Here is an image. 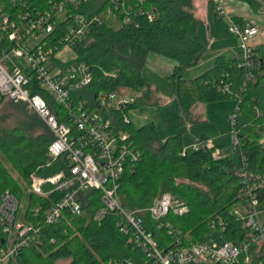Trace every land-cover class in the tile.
Here are the masks:
<instances>
[{"label": "trees", "instance_id": "obj_1", "mask_svg": "<svg viewBox=\"0 0 264 264\" xmlns=\"http://www.w3.org/2000/svg\"><path fill=\"white\" fill-rule=\"evenodd\" d=\"M42 1L29 0L31 4ZM110 1L81 2L77 11L93 15ZM146 1L147 9L155 10L153 19L141 15L137 17V24L117 28L106 23L94 24L74 46L76 59L88 64L93 74L92 83L78 92V97L94 107L102 92L121 88L141 91L134 102L115 107L113 111L114 124L129 134L142 153L135 167L127 169L120 180L119 199L124 208L148 207L166 185L189 205V213L183 216L171 213L167 217L184 237L192 241L207 239L211 232L210 219L223 215L226 220L224 238L239 244L245 239L246 229L242 227L243 220L233 214L234 207L247 201L251 194L264 200V185L260 183L264 182V146L261 142L264 134V42L251 53V68L246 66L243 56L221 54L211 67L189 76V70L196 67L209 50L206 43L196 38L200 21L193 12L192 0ZM18 3L15 7L12 0H0V6L10 10L19 9V0ZM150 54L176 62L168 77L174 87L182 125L199 101L237 100L232 126L238 138L234 152L217 155L208 145H202L199 150L188 149L184 153L183 132L163 140L154 121L136 127L131 120H125L129 109L159 102L155 89L143 74ZM6 101L23 104L24 113L27 115L30 111L31 118L32 115L39 116L35 111L25 109L27 105L23 102L5 99L0 104ZM29 126L27 130L22 126L0 129V201L2 193L10 190L21 202L30 201L27 211L31 212V206L41 200L28 191L31 174H54L60 170L61 163L47 166L49 145L54 140V133L47 123L34 121ZM86 195L81 214L65 210L55 224H47L42 217L30 215L40 229L39 237L10 264H104L111 259L126 258L134 260L135 264H144L142 252L130 246L127 236L121 232L117 213L110 212L101 219L96 217L102 205L101 192L90 190ZM143 216L163 243L171 242L165 228L159 229L148 213L144 212ZM1 234L0 228V238Z\"/></svg>", "mask_w": 264, "mask_h": 264}, {"label": "built area", "instance_id": "obj_2", "mask_svg": "<svg viewBox=\"0 0 264 264\" xmlns=\"http://www.w3.org/2000/svg\"><path fill=\"white\" fill-rule=\"evenodd\" d=\"M87 1L43 0L31 4L29 0H19L21 7L17 10L0 6V103L5 99L23 102L41 116L54 133L47 166L61 163L60 170L54 174L32 173L28 191L41 200L31 206V212L27 211L30 201L21 202L10 190L2 193L0 264H10L39 237L40 229L30 215L55 224L65 210L81 214L90 190L101 192L102 205L96 217L101 219L110 212L117 213L121 232L127 236L130 246L142 252L144 264H264V200H258L253 194L232 211L243 220L242 227L246 229L245 239L239 244L224 238L223 215L210 219L211 232L207 239L192 241L184 237L167 217L171 213L178 216L189 213V205L172 192L161 193L146 208L129 210L122 206L120 180L127 169L135 167L142 153L129 134L114 124L113 111L115 107L134 102L135 97L127 88L102 92L97 96L96 105L91 107L78 97V92L93 81L90 66L76 59L58 68L53 58L65 47L74 51V46L92 25H109V14L122 26L137 24V17L141 15L153 19L155 10L147 9L146 0H111L93 15L77 11L79 4ZM211 1L218 13H226L223 0ZM12 3L19 6L18 0ZM229 19V31L241 39L244 63L251 68L249 58L264 40V28L256 24L241 25L231 16ZM230 119L233 126L236 113ZM125 120L130 121L127 116ZM233 132L236 145L238 138ZM261 142L264 146V134ZM202 145L196 142L192 148L199 150ZM260 183L264 185L263 181ZM258 204L261 210L257 209ZM239 205L247 206V212L242 213ZM144 212L159 229L165 228L171 242L163 243L156 236ZM104 264L135 262L126 258L111 259Z\"/></svg>", "mask_w": 264, "mask_h": 264}, {"label": "rangeland", "instance_id": "obj_3", "mask_svg": "<svg viewBox=\"0 0 264 264\" xmlns=\"http://www.w3.org/2000/svg\"><path fill=\"white\" fill-rule=\"evenodd\" d=\"M242 1H247L249 5H252L256 13L263 10L264 3L260 0ZM210 10L214 14L215 8L211 6ZM107 17L110 26L114 28L119 27L120 21L115 16L109 14ZM216 18L217 21H213L212 24L201 20L196 38L208 44V32L211 26L210 31L216 30L219 33V42L213 46L210 45L211 48L220 47L227 40L229 42L237 41V54L242 55L241 39L229 32L231 22L228 13H219ZM75 60L76 56L74 51L66 47L53 58L58 68H64L66 65L74 63ZM143 74L150 83L160 86L162 100L156 105H140L129 109L127 117L134 126L140 127L149 121H154L159 127L163 140H166L171 135L183 132L184 145L189 150L193 149V144L197 141L203 145H208L217 155H229L237 149L234 142L235 134L232 129V121L230 119V115L236 106V99L227 98L212 102L199 101L194 104L191 116L182 125L179 121L171 80L165 73L156 70L148 64L144 67ZM140 93L141 91H129V94L134 97ZM23 106V104H15L11 101L0 104V129H13L22 126L27 130L30 127V122L42 123L45 121L41 116L32 115L33 118L29 117L32 114L30 111L28 112L29 115H26ZM25 109L28 110L29 108L25 107ZM37 132L35 131V133ZM164 192L172 191L165 185L161 188V193ZM250 206L252 207L249 203ZM238 208L242 213H246L248 207L239 205ZM257 209L261 210L262 206L258 204ZM218 239L221 240V236H218Z\"/></svg>", "mask_w": 264, "mask_h": 264}, {"label": "crops", "instance_id": "obj_4", "mask_svg": "<svg viewBox=\"0 0 264 264\" xmlns=\"http://www.w3.org/2000/svg\"><path fill=\"white\" fill-rule=\"evenodd\" d=\"M260 1L264 3V0H260ZM223 3H224L225 10L228 13V15L236 19L239 23L243 25L256 24L264 28V7L262 11L256 13L253 10L252 5H249L247 1L223 0ZM192 5H193V12L199 21L205 20V22L211 23V24L213 21H217L216 16L219 13H217L216 10H214V14L211 13V10H210L211 6L215 8L211 0H192ZM211 28L212 27L210 26V29L208 32V42H209L207 44L209 48L208 53L196 67L189 70L188 72L189 76H195L197 74H200L201 72L211 67L214 64L215 58L218 55H221V54H225L228 56L239 55L237 54V51H236V49L238 48L236 46L237 41L229 42L227 40V42H225L220 47L211 48L210 45L213 46L215 43L219 42V38H218L219 33L216 30L210 31ZM262 42H264V40H262ZM241 48L243 50L242 42H241ZM242 55H243V52H242ZM242 55H239V56H242ZM146 64L154 67L156 70L160 72L165 73V75L168 77L173 72L176 62L165 56H161L158 54H150L147 58ZM151 84H152V88L155 89L156 96L160 102L162 100L160 86L154 83H151ZM173 91H174V87H173ZM173 93H174V98H175V92Z\"/></svg>", "mask_w": 264, "mask_h": 264}]
</instances>
